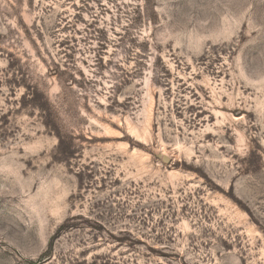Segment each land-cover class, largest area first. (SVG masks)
Listing matches in <instances>:
<instances>
[{
  "label": "rangeland",
  "instance_id": "obj_1",
  "mask_svg": "<svg viewBox=\"0 0 264 264\" xmlns=\"http://www.w3.org/2000/svg\"><path fill=\"white\" fill-rule=\"evenodd\" d=\"M0 264H264V0H0Z\"/></svg>",
  "mask_w": 264,
  "mask_h": 264
},
{
  "label": "water",
  "instance_id": "obj_2",
  "mask_svg": "<svg viewBox=\"0 0 264 264\" xmlns=\"http://www.w3.org/2000/svg\"><path fill=\"white\" fill-rule=\"evenodd\" d=\"M163 160H164V162H167L168 159L167 158H164Z\"/></svg>",
  "mask_w": 264,
  "mask_h": 264
}]
</instances>
